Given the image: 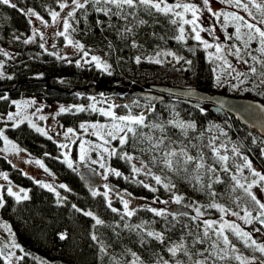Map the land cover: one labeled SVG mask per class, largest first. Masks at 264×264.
<instances>
[{"label": "trees", "instance_id": "trees-1", "mask_svg": "<svg viewBox=\"0 0 264 264\" xmlns=\"http://www.w3.org/2000/svg\"><path fill=\"white\" fill-rule=\"evenodd\" d=\"M215 1L223 3L222 0ZM13 3L16 4V8L0 4V49L7 47L15 53L12 58L0 54V61L4 65L0 69L3 73V78H0V97H7V99H0V129H3L8 139H12L19 145L23 152L44 160L46 167L57 174L68 189L60 188L61 193L57 197L53 191L41 187L35 177L14 168L13 164L11 165L7 160V156L0 153V170H4L18 185L25 186L29 196L28 200L17 203L14 197L4 194L5 206L0 208V214L13 229L16 241L27 252L24 263H33L28 258V255H31L56 264H110L109 256L101 258L98 253V246L91 239L93 232L108 247L110 254L119 257L125 249H131L142 257L145 264H154L156 253L169 259L165 251L166 246L179 242L182 236L191 246L193 237L188 236V232L192 231L195 234L203 228V217L197 220L191 219L195 216L193 207H187L192 210L191 214L177 216L174 219L171 215L176 214L174 211L166 210V213L170 214L160 217L149 211L153 208L152 206L140 205L133 209L135 214L131 218L125 217L121 220L120 215L112 212L108 207V201L104 195L101 193V195L93 196V190L88 189L81 182L77 173L78 169L68 167L62 158L63 153L59 143L54 137L48 139V136L41 135L34 128L29 127L27 121L13 128L11 121L2 119L7 118L8 113L15 110L12 101L32 98L42 103L43 111L51 106L57 108L55 111L52 110L51 118L58 124L65 128H77L83 120L91 122L99 118L101 114L98 111L93 112L90 106L95 104L97 109L100 108L105 100L98 96L101 92L105 93L107 100L114 102V106H120L114 107L117 115L127 113L123 105H133L134 101H138L140 107L133 106V112L146 111L148 105L155 106V112L149 114V121L160 122L161 119L167 121L175 118L194 122L196 130L189 131L188 139H184L178 129L169 127L167 130V135L173 141L183 140L185 145H189L192 155H196L197 149L191 148L190 143L206 145L209 139L215 136L219 138L216 141L217 144L223 143L227 146V154L230 157H233L231 148L235 145L240 153L247 156L261 171L264 169L263 131L259 132L254 128L243 126L232 115L211 110L209 103H197L168 94L161 99L151 98L133 94L129 90L134 87L145 88L155 84H167L171 87L178 86V88H199L210 93L242 95L262 100L264 103V86L254 88L253 81L259 83L255 78L247 82L245 86H241L235 93L229 91L226 83L217 86L215 84L217 73L213 71L215 64L208 58V50L192 38L191 32H186L184 41L175 40L174 37L178 34L177 27L170 23L169 17L160 14L148 15L140 10L135 20L129 17V20L125 22L115 16L109 19L97 13L92 5H88L86 15L84 10L76 12L75 20L72 21L76 31L71 33L72 39L82 43L86 51L90 50L93 55L102 57L104 62L110 65L111 75H109L97 69L92 62L85 63L80 51H66L65 48L57 49V47L53 49L45 45L39 35L33 42L24 43L25 39L31 37L33 28L37 27L35 19L26 15L27 9L38 13L47 21L51 18L49 10L57 9L58 0H13ZM226 9L228 11L230 9L231 12L238 11L230 6ZM138 19H143L147 23L136 26ZM126 26H133V34L122 37L121 33ZM62 40L63 37H59V41L62 42ZM133 41L137 47L132 46ZM41 43L44 44V48L40 47ZM158 51H170L183 59L177 63L171 56H162L160 59L164 62L161 64L148 62L146 57L154 56ZM137 56L141 57L139 64L135 62ZM77 61H80L79 65ZM186 61H191V64H187ZM8 76L12 78L8 79ZM97 83H104L103 90L87 91L86 88ZM113 87L123 89L124 92L107 91ZM104 104L108 105L105 102ZM62 106L71 111L61 112ZM77 107H83L85 110L77 112ZM201 108L204 109L203 112ZM176 113L179 115L176 116ZM41 122L43 121L37 120L36 125L44 129ZM208 129L211 130L208 131ZM145 131L148 130L145 129ZM201 132L204 133L202 140L197 139ZM155 135L159 136L160 133L157 132ZM2 141L0 140V145ZM112 144L118 153L126 151L136 157L137 159L132 163L138 164L140 160H143L153 173L170 176L172 183L175 184L172 191H166L162 186L156 185L148 175L144 178L145 182L141 181L137 174L132 172L129 162L121 159L119 155L109 156L108 168L119 171L121 176L107 172V177L113 182L114 188H120L133 200L141 199L145 202L169 200L175 194L184 197L182 203L185 205H193L195 202L198 205L207 206L212 202L207 188H201L199 185L194 188L193 184L184 178L183 173L175 176L167 172L162 173L160 168L153 167L149 162L151 154L140 151L143 145L138 144L133 147L129 143L121 148L118 140L112 141ZM203 151L207 163L212 164L209 149L205 147ZM221 151L224 152L223 149ZM234 163L238 164L242 161L238 156L229 160L231 174L236 173ZM215 167L218 169L217 174L223 180V183L213 184V190L217 193L216 202L233 211L243 212L242 209L247 207L256 213L250 198L246 197L242 190L231 191L234 182L230 179V173L219 171V164ZM244 176L248 177V181L252 178L247 169L244 170ZM241 181L245 182L243 177ZM146 182L151 187L157 188V191L145 188L143 185ZM209 182V176L204 175L203 185L206 186ZM58 200L60 203L57 202ZM110 201L112 207L123 212V204L119 196ZM73 205L82 211H76ZM84 211L92 212L104 221V225L93 228L94 220L83 215ZM201 211L205 212L204 216L207 218L220 216L216 209L202 208ZM142 222H146L145 226L149 230L164 233L165 244L161 245L145 236L148 242L141 245L136 232L124 228L125 223L136 225ZM118 223L120 227H115ZM197 224L200 225V229H197ZM262 226L264 227V224ZM62 232H67L68 239L63 241L59 239L58 234ZM230 239L243 256H254L264 260V255L245 246L234 236L230 235ZM0 264H3V261H0ZM217 264H238V262L228 259L218 261Z\"/></svg>", "mask_w": 264, "mask_h": 264}, {"label": "snow or ice", "instance_id": "snow-or-ice-1", "mask_svg": "<svg viewBox=\"0 0 264 264\" xmlns=\"http://www.w3.org/2000/svg\"><path fill=\"white\" fill-rule=\"evenodd\" d=\"M222 2L227 3L230 7H234L238 11L232 12H214L211 7H209V0H202L203 6L207 9L208 12L216 18L217 21L223 18L222 22L225 28L232 26L234 28V33L227 35L226 39L232 40L235 39L239 41L240 44H232L227 47V49L221 44L217 43L213 45L207 40L203 39L201 32L206 29L202 27L201 20V7L196 3L190 2V0H175L174 3H169L168 0H71L69 4L67 0H58V7L60 12L55 10H49V15L53 24H59L62 22L63 30L56 33L57 36H62L68 45H71L78 51L82 53V58L89 57L90 50H85V46L79 41H74L72 39V32L76 31V28L73 26L72 21L75 20L76 12L78 10H84L85 15L87 12V6L92 5L94 10L97 13H101L104 16L111 19L113 16L117 17L120 20L127 22L129 17H132L134 20L137 17L138 11L142 10L148 15L160 14L170 18V23L177 27L178 34L174 37L177 41H184L186 35V27L190 26V31L192 38L203 45L204 49L214 48L215 52H209V58H215L216 60L222 61L221 65H218L222 71H227L229 76H232V79L236 80L237 83L233 84L232 87L239 89L241 85L252 81L253 78L259 81L255 83L253 81V87L258 88L264 86V0H222ZM0 4L7 5L12 8H16V4L13 3V0H0ZM65 9H68L64 16H61V12H64ZM243 12L245 15H241ZM26 15L32 17L34 16L37 20L41 21L45 26L48 25V22L43 19L38 13L28 10ZM190 16V18H188ZM31 22V21H30ZM78 23V21H77ZM99 23V21H98ZM147 21L143 19L136 20V26L144 25ZM33 35L24 40V43H31L35 40L36 36L39 35L40 39H44V34L38 32L37 29L33 28ZM208 31H212L209 29ZM133 34V26H126L121 33V36H126ZM18 39V38H17ZM256 42L259 46L254 49V51L259 53V56L252 55L251 51H248L251 48V44ZM133 47H137L135 41L132 43ZM41 48H44V44H40ZM53 47H55L53 45ZM246 52L248 57L253 63H249V59H241V53ZM227 52V55H225ZM0 54L4 56H9V53L5 52L3 49H0ZM171 56L173 59L179 63L182 60V57L176 56L175 53L170 51L156 52L154 56L146 57L148 62L161 64L164 61L160 57ZM227 56H235L237 60H240L243 64L248 65L246 72L238 71L236 67L227 59ZM59 58V57H58ZM85 63H95V67L104 72H107L111 75L109 71L110 65L102 61L100 57L92 55L89 59L84 60ZM135 62L139 64L141 62V57L137 56ZM187 64H191V61H186ZM77 64H80V61H77ZM3 63L0 62V69L3 68ZM215 72L216 69H213ZM0 78H3V73L0 72ZM11 79V76L7 77ZM225 83L222 80L221 75L215 76V84L217 86ZM245 91L249 89H244ZM0 99H7L6 96L0 97ZM95 99V98H91ZM151 99V98H149ZM16 106L17 111L15 113H8L7 121L12 122V127L17 128L21 124L27 121L29 127L34 128L36 132L41 135L48 136L45 129L37 126L28 115L24 114V110L36 103L35 100L31 101H12ZM133 106L140 107L138 101H134L133 105H123L122 107L127 109V113L124 115H117L113 110L114 107L109 105L107 109L99 108L97 109L95 104L91 105V110L93 112H99L106 118H109L110 123L108 124H98L93 123L89 125L81 124V129L87 131L88 128L93 129L92 135L97 137L102 141L101 144L93 145V150L99 148L102 149L104 153H107L110 157L114 155H119L121 159H124L126 162L131 164V170L135 174L144 172L146 175L150 176L152 180L155 181L156 185L162 186L166 191H172L175 188V184L172 183L171 177L167 175L155 174L151 171L148 164L143 160L139 161L140 166L138 167L136 163H132L137 158L128 152L118 153L116 148L105 147L109 145L111 141L118 140L121 148L123 146L132 144L133 147L136 145H143L144 147L140 148V151L150 153V163L153 167L160 168L162 173H171L175 176H180L184 174V178L188 180L189 183L193 184V187L196 188L199 185L201 188L206 187L208 190V195L212 197V202L207 206L198 205L195 202L193 205H184L185 207H193L195 216L191 217L192 220H197L205 215V212L201 211L202 208L207 209H216L221 215L219 220L213 219H204L202 221L203 228L198 230L195 234L192 231L188 232V236L193 237L191 246L187 243L185 237H181L179 242L171 243L166 246L165 251L168 253L169 259H165L162 255L156 253V259L154 264H217L218 261H226L228 259H234L238 264H256L257 258L252 257L249 259L243 255L238 254V249L236 245L230 239V235L234 236L237 240L244 243L245 246L251 247L253 251L259 252L264 255V243H258L257 240L253 239L252 235L245 231L239 224L225 220L226 215H232L238 217L240 220H243L245 224L251 223L253 220L259 221L261 224H264V202L257 199V196L253 193L252 189L256 186H260L264 189V174L256 171L251 164V161L247 156H243L239 149L233 145L231 152L233 157H239L242 163H234L236 169L235 174H231V169L228 166V162L233 157H230L227 154V146L223 143L217 144L216 141L218 137H211L206 145H197L191 144V148L197 149L196 155H192L189 150V145H185L183 140L173 141L168 135L167 130L169 127L178 129L180 134L184 139H188L189 131L196 130V124L194 122H186L179 119H169L167 121L160 122L149 121V114L155 112L154 105L146 106V111H141L139 113L133 112ZM223 107V105H220ZM85 109L83 107H77V112H82ZM201 112L204 111L203 108L200 109ZM40 109L37 108L36 112H39ZM61 112L71 111V109H66L63 106L60 108ZM36 112H33L31 115H35ZM176 116L179 114L176 113ZM40 120L46 119L44 116L39 117ZM147 129L148 131H145ZM211 129H208L210 131ZM159 132L160 135L157 136L155 133ZM69 134L74 135V130L68 128L64 133L65 137H68ZM226 135V133H222ZM204 133L201 132L197 139L202 140ZM48 139H52L51 136H48ZM0 140H3L5 147L0 149V152L12 151L19 153L21 149L8 139L5 135L4 130L0 129ZM61 148L67 147V145L61 144ZM208 148L211 153L212 164L207 163L206 155L203 151V148ZM224 150L222 153L221 150ZM87 149L85 148L84 143L80 144V155L79 159L83 162L87 159ZM104 157L101 156L100 160H103ZM65 163H67L69 168L73 167V162L68 158L67 154L65 155ZM41 168H44V164L40 160L35 161ZM92 163H99L101 169H105V163H101L98 160H93ZM219 164V171L224 173H230V179L234 182L231 191L236 192L237 189L243 191L246 197H249L252 204L254 205V210L258 212L256 216H253L252 210H249L247 207L243 208L244 215L240 216L239 212L231 211L226 208L224 205H221L216 202L215 198L217 193L213 190V184L223 183L221 177L217 174L218 169L215 165ZM247 169L252 177L258 179H252L248 181V177L244 176V170ZM45 171H48L45 168ZM106 171L114 174L115 176H121V173L115 169L107 168ZM209 176V183L205 186L203 185V176ZM0 177H3L5 180L8 179L6 173L0 172ZM241 177L245 182L241 181ZM107 179V175L104 177ZM194 182V183H193ZM39 183V182H38ZM145 188H149L151 191H157V188L151 187L149 184L143 185ZM41 187L47 188L49 191H55L52 185L50 184H41ZM60 188L66 190V185H59ZM105 188H108L105 185ZM23 193V195H21ZM7 195L14 197L17 203L21 201H26L29 199V196L25 189L21 188L19 191H13L12 187H8ZM57 197L60 196L59 192H56ZM93 196L101 195L96 191L92 192ZM104 197L107 199L108 192L103 193ZM184 200L183 196L173 195V201L176 204H181ZM239 200V197H237ZM60 203V201H57ZM162 203L167 204L168 201H162ZM123 212H120L115 207H112L111 201L108 200V207L112 212L120 215L121 220H124L125 217L131 218L135 212L129 208V201L123 200ZM5 206V200L3 195H0V208ZM76 211H82L79 208H76L75 205L72 206ZM149 211L153 212L156 216L164 217L166 210L150 208ZM83 215L91 217L94 220L93 228L97 226H103L104 221L96 217L90 211H84ZM173 215L175 219L177 216H187L188 213L180 212ZM146 222L141 224L131 225L128 223L124 224V228L129 231H135L137 236L140 238L141 245H144L148 241L145 240V236L155 240L161 245L165 244V235L162 232H157L154 230H149L146 228ZM0 227L5 228L11 232L10 226L7 224H0ZM115 227H120L119 223ZM197 229H200V225L197 224ZM259 231V230H257ZM13 240L11 244H2L0 245V261H3V264H17V261L23 260L24 256H17L15 252L11 249H18L21 253L24 252L23 247L15 241V234L11 233ZM118 235V233H117ZM60 240L68 239L67 232H62L58 234ZM91 239L98 246V253L101 258L103 256H109L110 264H145L142 257L135 251L131 249H125L124 253L121 256L112 255L108 251V247L99 239V237L93 232L91 234ZM200 247H197V246ZM27 255V253H25ZM124 257H130L125 259ZM184 257L185 259H181ZM38 259V258H34ZM44 264V262H41ZM258 264H264V260H259Z\"/></svg>", "mask_w": 264, "mask_h": 264}, {"label": "rangeland", "instance_id": "rangeland-1", "mask_svg": "<svg viewBox=\"0 0 264 264\" xmlns=\"http://www.w3.org/2000/svg\"><path fill=\"white\" fill-rule=\"evenodd\" d=\"M67 2L70 4L71 0H67ZM168 2L174 3L175 0H172V1L168 0ZM190 2L196 3L202 9L201 14H200V16H201L200 23H201L202 27H204L206 29L205 31L201 32V36L203 39L207 40L209 43H212L213 45L219 43L222 46H224L226 49L228 46H230L232 44H237V45L240 44V42L236 41L235 39H232V40L226 39L227 35L234 33V28L232 26H228L227 28H225V26L223 25V22H222V20H223L222 17H221V20L217 21L216 18L212 15V13L208 12L207 9L203 6L202 0H190ZM222 4L226 5V6H220L219 3H217V5H216L215 0L214 1L209 0V7H211L214 12H229L230 9H229V11L226 9L227 6H229V5L225 2H223ZM55 11L60 12L61 10L59 7H57V9H55ZM67 11H68V9H65L64 12H61V16L63 17L64 13H66ZM27 12H28V9H27ZM241 14H244V13L241 12ZM32 17L35 19V22H36L35 24L37 25V27H35V29H37L38 32H42L44 34L43 43L45 45L50 46L53 49H56L53 47V45H54L55 47H57V49L65 48L66 51H71V50H72V52L78 51L77 49H75L71 45H68L67 42L64 40V38H63L62 42L59 41V37H62V36H57L56 33L63 30L62 22L59 24H53L51 21V18H50L49 20H47L48 25L45 26L44 24L41 23V21L37 20L34 16H32ZM188 18H190V16ZM185 27H186L187 33L191 32L190 26H185ZM209 29H211L212 31L211 32L208 31ZM32 35H33V31L30 34V36H32ZM258 46L259 45L256 42H253L251 44V48L248 51H251L252 55L259 56V53L254 51V49L258 48ZM1 49H3L5 52L9 53V56H5V57L12 58L13 55L15 54L14 51L9 50L7 47L6 48L3 47ZM207 50H208V53L209 52H215L214 48L207 49ZM92 55L93 54L90 53L89 57L82 58V59L83 60H85V59L90 60V57ZM225 55H227V52H225ZM95 56H97V55H95ZM100 58L102 61H104L102 59V57H100ZM208 58H209V55H208ZM227 59L233 64L234 67L237 68L238 71H241V72L247 71L248 65H245L240 60H237L235 56H227ZM241 59H249V63L250 64L253 63L250 60V58L248 57L247 53L243 52V51L241 53ZM210 60L212 62H214V64H215L214 68L216 69V71H215L217 73L216 75H221L222 80L225 81V83L227 84L229 91L231 93H235V91L238 90V89H235L232 87L233 84L237 83L236 80L232 79V76H234L235 74L233 73L232 76H229L227 71H222L221 68L218 67V65L222 64V61L216 60L215 58H211ZM92 63L95 66V63L94 62H92ZM222 84H224V83H222ZM245 85H246V83L244 85H241V86H245ZM98 96L102 99L105 98L104 102L108 103V105H105L103 102L101 104L100 108L107 109L109 105L114 106V102L112 100L106 99L105 93L100 92V93H98ZM31 100H35V99H32V98H30L28 100L19 99V101H31ZM38 103L39 102L36 101V103L34 105L28 106L24 110V114L28 115L29 118L35 124H37L36 123L37 120H40L39 119L40 116L46 117V119L42 120L43 122H41V124L44 127L45 131H47L48 136L54 137V139L57 141V143H59V146L61 144L67 145V147H64V148L60 147L61 151L63 153L62 154L63 160H65V155L67 154L68 158L71 159L73 162V168L76 167L78 170H80L81 168H84L85 166L92 167L93 169L97 170L99 172V174L104 178L108 172V171H106V169L108 168L107 162H109L108 161L109 155L107 153H104L102 151V149H99V148L93 150V145L101 144L102 141L91 134L93 129L88 128L87 131H85L84 129H81L80 125L81 124L89 125V124H93V123L108 124V123H110L109 118H106L103 115H100L97 120H94L91 122H87V121L83 120V122H81L77 128H75V127L72 128L74 130V135L69 134L68 137H65L64 133L67 131L68 128H65L63 125L58 124V122L54 121L53 118H51V113L53 111H55L57 108L55 109L53 106H51V107L47 108V110L44 109V111H43L42 103L41 102L39 104ZM37 108L40 109L39 112H36ZM16 111H17V109L15 106V110L12 113H15ZM33 112H36V114L31 115ZM2 120H7V118H3ZM10 141H12L14 144H16L12 139ZM82 142L84 143L85 148L87 149V157H88L83 162L79 159L80 144ZM17 146L19 147V145H17ZM4 147H5V145H4V142L2 141V144L0 145V149H3ZM105 147H109L111 149V148H114V145L112 144V141H111L110 144L105 145ZM0 153L7 156L11 165L13 164L14 168H17L22 173L24 172L30 176L35 177L36 182H39L40 184L52 185L53 188L55 189L54 193H56V192H59V194L61 193L59 185H61V184L65 185V184L57 177V174L51 172L46 167L44 160H42L41 158L26 154L25 152H23L22 149L19 153H15L12 151L0 152ZM101 156L104 157L103 160H100ZM36 160H40L44 164V168H41L38 164H36L35 163ZM93 160H98L101 163H105L106 168L101 169L99 167V163H95V164L92 163ZM251 164H252V167L256 171L260 172L261 174H264V171H263L264 169L260 171L257 169V167H256L257 165H255L254 162L251 161ZM137 166L138 167L140 166L139 162H138ZM45 168L48 171H45ZM0 172L5 173L4 170H0ZM247 172L250 174V172L248 170H247ZM146 176L147 175L144 172L137 174V177H139L140 180L144 181V182L146 181V179H144ZM252 179H258V178L252 177L249 179L248 182H250ZM112 183L113 182L107 177V179H105V181H104V184L101 187H97V189H95L93 191H96V192H99L102 194L107 191L108 192L107 201L112 200L118 196L120 197L121 201H122V199L128 200L129 201V207L132 210L135 207H138L140 205H149V206H152L153 208L158 209V210H160V209L167 210L169 207H171V205H176V203L172 202L173 196L169 200L160 199L159 201H152L151 200L150 202H145V201H142L141 199L133 200L130 195L129 196L126 195L125 194L126 192L122 191L120 188H114L112 186ZM145 184H148V183L146 182ZM105 185H107L108 188H105ZM8 187H12L13 191H17V192L19 191V189L23 188L27 192V189L25 186L22 187V186L18 185L17 183H15V181L13 179L10 180L8 177V179L5 180L3 177H0V195L7 194ZM252 191L257 196V199L261 200V202H264V189H262L260 186H256L252 189ZM21 195H23V193H21ZM162 201H168V203L165 204V203H162ZM181 204H184V203H181ZM228 209H230V208H228ZM231 211H233V210H231ZM235 211L237 212V210H235ZM239 214H240V216H243L244 212H239ZM257 214H258L257 211H256V213L253 212V216H256ZM219 218H220V216L217 218H215V217L214 218H207V217L203 216V220L204 219L219 220ZM224 219L239 224L245 231L249 232L252 235L253 239L257 240L258 243H264V227L262 226V224L260 222L253 220L251 223L245 224L243 220H240L238 217L232 216L230 214L226 215L224 217ZM0 224L9 225L6 222V219H3L1 216H0ZM12 230L13 229H11V232H9L5 228L0 227V241L2 244H11V242L13 240V236L11 234V233H13ZM257 230H259V231H257ZM16 240L17 239H15V241ZM11 250L13 252H15L17 256L23 255L25 257L26 256L25 253H27L25 251L23 253H21L18 249H15V248H13ZM238 254L243 255L241 253V251H239V250H238ZM247 257L249 259H251L254 256H250V257L247 256ZM28 258L33 262L32 264H41V262H44V264H56V263H53L50 261L47 262L44 259H39V257H32L31 255H28ZM34 258H38V259H34ZM258 260L259 259H257L256 264H257ZM24 261H25L24 259L17 261V264H26V263H24ZM27 264H29V262Z\"/></svg>", "mask_w": 264, "mask_h": 264}, {"label": "water", "instance_id": "water-1", "mask_svg": "<svg viewBox=\"0 0 264 264\" xmlns=\"http://www.w3.org/2000/svg\"><path fill=\"white\" fill-rule=\"evenodd\" d=\"M105 87L104 83L92 84V86L86 88L87 91H100ZM108 92H124L123 89H116L115 87L107 89ZM131 93L140 94L151 98L161 99L166 94L169 96L179 97L189 101H195L200 103H209L211 110L215 112L226 113L232 115L240 124L250 129L264 130V103L262 100L252 99L240 96H234L231 94L210 93L199 88H178L165 85H150L145 88L134 87L129 90ZM223 105L221 107L220 105ZM78 176L83 184L90 190H95L97 187H101L104 184V179L99 172L92 167L85 166L78 170ZM168 211L175 213L186 212L191 214L190 209L184 206V204L171 205L167 209ZM259 222V221H258Z\"/></svg>", "mask_w": 264, "mask_h": 264}, {"label": "flooded vegetation", "instance_id": "flooded-vegetation-1", "mask_svg": "<svg viewBox=\"0 0 264 264\" xmlns=\"http://www.w3.org/2000/svg\"><path fill=\"white\" fill-rule=\"evenodd\" d=\"M219 3V2H218ZM216 5H217V3H216ZM219 5L220 6H223V4L222 3H219ZM254 130H257V131H259V132H264V130L262 129V130H259V129H254ZM7 160L9 161V159L7 158ZM10 162V161H9ZM24 174H26V173H24ZM7 177H8V175H7ZM9 179H10V177H9ZM11 180V179H10ZM4 197V196H3ZM0 216H1V214H0ZM2 217V216H1ZM3 218V217H2ZM4 219V218H3ZM0 245H2V243H1V241H0Z\"/></svg>", "mask_w": 264, "mask_h": 264}]
</instances>
